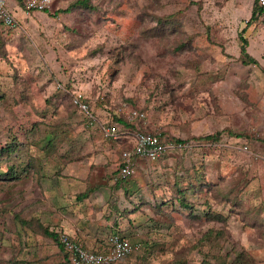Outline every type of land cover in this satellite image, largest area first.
Here are the masks:
<instances>
[{
	"label": "rangeland",
	"instance_id": "1",
	"mask_svg": "<svg viewBox=\"0 0 264 264\" xmlns=\"http://www.w3.org/2000/svg\"><path fill=\"white\" fill-rule=\"evenodd\" d=\"M2 1L16 26L0 20V264H65L46 230L76 233L92 251L118 232L134 249L112 264H264L254 0H53L47 11ZM172 19L175 31L163 25ZM77 93L92 119L72 105ZM134 107L146 117L125 128L116 119ZM98 122L160 132L175 147L114 183L130 144ZM217 133V144L198 139Z\"/></svg>",
	"mask_w": 264,
	"mask_h": 264
},
{
	"label": "built area",
	"instance_id": "2",
	"mask_svg": "<svg viewBox=\"0 0 264 264\" xmlns=\"http://www.w3.org/2000/svg\"><path fill=\"white\" fill-rule=\"evenodd\" d=\"M27 9L43 10L52 3L53 0H22ZM260 5H264V0H259ZM0 19L7 26H16V18L11 9L5 2L0 0ZM73 101L79 107V110L86 115L87 119H92L89 105L82 100L81 94H74ZM130 119L145 118L146 114L135 109L127 112ZM99 130L108 138H117L122 135L130 144L129 148L121 151V163L117 168V175L114 181L128 178L134 171L133 165L136 159L156 160L167 150L175 147V144L166 142L160 132L146 131H129L121 129L113 122L103 123L98 122ZM106 247L102 250L92 251L86 249L73 235L67 232H61V242L67 254V259L70 264H111L129 255L133 251L132 244L119 234L111 235L106 240Z\"/></svg>",
	"mask_w": 264,
	"mask_h": 264
},
{
	"label": "trees",
	"instance_id": "3",
	"mask_svg": "<svg viewBox=\"0 0 264 264\" xmlns=\"http://www.w3.org/2000/svg\"><path fill=\"white\" fill-rule=\"evenodd\" d=\"M71 5H78V6H81V7H85V6H87V0H77L75 3H73V4H71ZM7 6V5H6ZM8 7V6H7ZM9 8V7H8ZM10 9V8H9ZM49 9V7H46V8H44L42 11H47ZM67 9H71V7L70 8H67ZM63 11V10H62ZM263 12H264V5H260L259 4V0H254V2H253V5H252V11H251V16H250V19L248 20V22L250 23L252 20H254V19H256V18H258V16L260 15V14H263ZM171 16H172V14H171ZM1 20V19H0ZM2 21V20H1ZM178 23V21H177V19H172V20H170V21H167V22H165L163 25H169V24H171V29H174V30H170V28H166V29H169L170 31H175V26L173 25L174 23ZM247 22V23H248ZM162 23V22H161ZM241 32H243V30H241ZM242 41H243V44L241 45V50H240V54L241 55H244V56H248V59H249V62L250 63H256V60L254 59V58H252L251 56H250V54L247 52V49H246V47H247V45H248V41H247V39L246 38H242ZM82 100L83 101H85V102H87L88 103V105H89V109H91V107H90V104H89V102L87 101V99H85V98H82ZM72 105L75 107V108H77V110L79 111V107H78V105L76 104V103H74L73 102V100H72ZM125 107V106H124ZM133 109H135V110H137V111H139V112H143V113H145L144 112V110L143 109H141V108H133ZM85 119V118H84ZM144 118H134V119H128V121H133V122H131V123H129L127 120H125V119H122V118H117L116 119V121H118L119 123H122V125H123V127H125V128H130V125L132 126L133 124H134V121L135 120H138V121H142ZM86 120H89V119H87L86 118ZM129 131H132V130H129ZM219 135L220 134H215V135H207V136H203V137H199L198 139L199 140H204V141H206L207 142V144H209V145H212L213 143H218V141H219V139H220V137H219ZM194 139H196V138H194ZM177 141V143H183L184 141H182V140H176ZM162 155H164V154H162ZM161 155V156H162ZM160 156V157H161ZM153 161H155V160H153ZM117 172H118V170H117ZM117 172H116V174L115 175H117ZM131 176V175H130ZM114 177V176H113ZM128 178H125V179H120V180H117V181H114V178H113V182L114 183H117V182H124V181H126ZM96 189V185L95 186H91L90 188H89V190H87V191H89V192H91L92 190H95ZM186 189V188H185ZM127 190V189H126ZM179 192L178 193H180V195H179V201H180V204H181V206H183V207H186V206H188V204H187V200H186V198L184 197V195H185V193L187 192L186 190H178ZM88 195V192H85V193H83L81 196L82 197H86ZM181 196V197H180ZM162 206H163V204H162ZM49 236H51L52 238H53V240H55V243H56V245H57V247H58V251L59 252H63L65 255V260L66 261H64L65 262V264H70L69 263V260L67 259V254H66V251H65V249H64V245L62 244V242H61V232L62 231H57V232H48L47 230L45 231ZM114 234H119L118 232H113L111 235H114ZM110 235V236H111ZM110 236H108V238L110 237ZM124 237V236H123ZM108 238H107V240H108ZM134 249V248H133ZM133 253V251L129 254V255H127V256H124L122 259H120V261L121 260H123V259H125V258H127L128 256H130L131 254ZM242 260V259H241ZM241 260L238 258V256L237 257H235L233 260H231V262L229 263V264H243L242 262H241ZM221 262H223V264H226V262H225V260L224 261H221ZM112 264V263H111ZM220 264V263H219ZM246 264V263H245Z\"/></svg>",
	"mask_w": 264,
	"mask_h": 264
},
{
	"label": "crops",
	"instance_id": "4",
	"mask_svg": "<svg viewBox=\"0 0 264 264\" xmlns=\"http://www.w3.org/2000/svg\"><path fill=\"white\" fill-rule=\"evenodd\" d=\"M86 178V177H85ZM83 181H85V180H83ZM90 200V199H89ZM73 236H76V237H78V235L75 233V235H73Z\"/></svg>",
	"mask_w": 264,
	"mask_h": 264
},
{
	"label": "clouds",
	"instance_id": "5",
	"mask_svg": "<svg viewBox=\"0 0 264 264\" xmlns=\"http://www.w3.org/2000/svg\"><path fill=\"white\" fill-rule=\"evenodd\" d=\"M79 241V240H78ZM80 242V241H79Z\"/></svg>",
	"mask_w": 264,
	"mask_h": 264
}]
</instances>
